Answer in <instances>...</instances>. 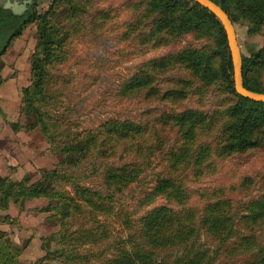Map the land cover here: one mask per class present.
<instances>
[{"label": "trees", "instance_id": "obj_1", "mask_svg": "<svg viewBox=\"0 0 264 264\" xmlns=\"http://www.w3.org/2000/svg\"><path fill=\"white\" fill-rule=\"evenodd\" d=\"M38 1L30 0L18 13L0 3V55L28 24L36 27L30 80L20 89L25 121L9 124L14 131L38 129L47 149L61 157L39 168L35 179L0 175V220H12L1 214L10 204L22 212L27 200L45 199L33 209L47 212L58 228L41 237L40 259L61 264H264V192L237 207L224 187H204L198 188L200 207L186 203V181L198 182L214 171L212 155L264 151V101L236 91L226 34L215 13L195 0L126 1L132 13L118 40L175 46L191 35L206 42L145 59L119 84L118 101L139 97L149 103L137 119L109 117L83 127L82 115L95 107L92 87L110 67L95 64L87 71L82 64L77 75L67 71L85 60L77 59L73 43L87 34L101 36L117 9L98 6L101 0H50L38 11ZM214 1L235 27L264 37V0ZM245 49L243 84L264 92V42ZM74 56L77 63L71 62ZM175 68L180 72L171 80H157ZM4 79L0 74V86ZM208 90L218 96L209 106H180ZM255 180L247 175L238 185ZM258 182L264 187V172ZM158 196L181 205L160 203L133 216L129 204L148 205ZM112 223L134 230L110 243ZM200 232L214 240L211 248L190 243ZM179 247L184 251L171 258ZM19 255L10 233L0 228V264H21Z\"/></svg>", "mask_w": 264, "mask_h": 264}, {"label": "rangeland", "instance_id": "obj_2", "mask_svg": "<svg viewBox=\"0 0 264 264\" xmlns=\"http://www.w3.org/2000/svg\"><path fill=\"white\" fill-rule=\"evenodd\" d=\"M49 1L50 0H39L37 10L41 11L45 9L48 6ZM126 1L128 0L98 1L96 3L98 6L106 7L110 5L115 7L118 15L113 18L107 26H104V28L100 30L101 36L93 39L87 34L84 37V41L81 43L77 41L78 39L73 43L74 51L77 53V59L81 61L80 59L83 57L82 59L85 60L78 64H73L71 69H66L67 71H72L77 75L79 73L78 68L82 64L87 71L94 70L95 64L100 66L101 63H103V65H108L110 67L109 74L104 79L99 80L96 85L92 87L94 88L93 102L95 103V107L88 113L82 115L81 124L83 127L96 126L109 117H128L137 119L141 110L146 104L149 105V103L144 102L139 97L118 101L114 97V92L118 89L119 84L136 72L140 63L145 59L157 57L163 53L184 46H200L206 42L205 39H197L191 35H188L175 46H157L152 43L139 46L135 42L136 40H118V36H121V31L124 29L125 24L128 22L132 13L127 7ZM3 3H5V1ZM35 29V23L28 24L22 34L17 36L7 50L0 55V74L5 78L4 80H8L7 82L10 84L12 83V86L8 89L9 91L7 90V93L17 97L19 92V102H21V83L28 84L30 80L29 56L35 46ZM235 29L237 41L243 51H246L245 47H247V49L257 48L264 42L263 35H250L246 32L245 26L238 25ZM119 50L123 54V57L117 52ZM71 62L77 63L75 56ZM90 64L93 65L90 66ZM179 72L180 70L177 68L169 70L166 73L161 74L157 80L162 83L167 82V80H171L173 74L176 75ZM217 98L218 96H216L214 91L208 90L201 93H195L194 96H190L183 100L180 103V106L197 107L199 102H204L209 106L214 103ZM160 106L169 109L171 105L169 103H160ZM17 120L24 122V115ZM18 136L19 138H17V140L5 138L0 139V151L9 149L8 154L14 158L17 155L16 157L18 160L26 161L31 159V157H34L38 159V163H43L44 161L45 164H42L41 166L33 164L31 167L29 163L27 165L26 163L21 162L18 166V170L10 169V172L9 170L4 173L0 172V175L10 173L9 175L13 178H21L23 175H31L32 179H35L40 174L38 170L39 168L50 167L61 157L60 154H53L47 149V143L44 141L40 131L36 128H34L33 131L22 129ZM26 136H28L27 140L29 142V147L33 149L32 151H29V147H22L23 140L21 139ZM41 158L44 160H41ZM209 160L216 163L214 171L199 178L200 180L198 182L186 181L188 186L187 189L189 190V196L186 201L187 205L200 207L204 202L203 196H201V189L198 188H216L222 186L225 188V195L231 198L233 204L237 207H241L244 202L253 197H257L264 192V187L258 182L260 174L264 172L263 150H252L244 154H236L225 158H217L212 155ZM8 162L9 159L8 161H5V165H8ZM247 175L256 179L255 182L248 186L238 185V182ZM45 202L46 200L43 198H36L26 202L25 206H27V209L22 212H18L17 207L13 204L10 205L13 211L8 208L7 211L1 212L2 215L7 213L12 218L11 221L0 220V228L5 229L10 233L13 241L19 249L21 264H61L57 260L46 261L40 259L44 254V249H41V243L43 242L41 237L58 228L57 224L54 225L47 219V212L33 209L36 206L39 207L44 205ZM169 202L165 197L158 196L148 205L138 206L136 205V202H134L131 203V205L129 204V207L132 209L133 216L136 218L146 209L160 203H169L173 208H179L181 205L179 202ZM26 210H29L30 212L25 214L24 211ZM111 226L112 235L109 237L108 241L110 243L120 242L127 239L129 234L134 230V228L127 230L118 223H112ZM190 243H192L194 248H211L214 240L205 233L200 232ZM51 246L53 245L51 244ZM183 251L184 248L179 247L172 253L171 258L175 255L181 254Z\"/></svg>", "mask_w": 264, "mask_h": 264}, {"label": "water", "instance_id": "obj_3", "mask_svg": "<svg viewBox=\"0 0 264 264\" xmlns=\"http://www.w3.org/2000/svg\"><path fill=\"white\" fill-rule=\"evenodd\" d=\"M29 1L30 0H6L3 5L10 7L14 12L18 13L27 8V3ZM195 1L214 12L224 28L232 62L233 80L236 91L245 97L264 101V92L249 89L243 84L241 47L237 41L235 26L228 13L214 0Z\"/></svg>", "mask_w": 264, "mask_h": 264}, {"label": "crops", "instance_id": "obj_4", "mask_svg": "<svg viewBox=\"0 0 264 264\" xmlns=\"http://www.w3.org/2000/svg\"><path fill=\"white\" fill-rule=\"evenodd\" d=\"M4 1H6V0H0V3L4 2ZM7 81L8 80H5L3 82V84L0 86V107L3 111V113H0V139L5 138V139L17 140V138H19L18 135H20V132L22 131V129H20L18 131H14L12 129L11 125L9 124V121L10 120H17L18 118H22L23 115L20 114V111H19L21 102L18 101L19 92H18L17 97L16 96L14 97L11 94L7 93V90L12 86L11 85L12 83L10 84ZM26 84L27 83H21L22 86H24ZM10 118H16V119H10ZM33 130L34 129H32V131ZM27 138H28V136L21 139V140H23L22 141L23 142V144H22L23 148L29 147V142H28ZM8 150L9 149H5V150L0 151V172H2V173L7 172L8 170L10 172V169L18 170V166L21 164V162L26 163L27 165L29 163V165L31 167L33 166V164L37 165V166H41L42 164H45L44 161H43V163H40V162L38 163V159H36L34 157H31V159L26 160V161L18 160L16 157L17 155L15 156V158L11 157V155L8 154ZM32 150L33 149L31 147H29V151H32ZM8 159H9V162H8L9 166L5 165V161H8ZM41 160H44V159L41 158ZM45 162H46V160H45ZM9 174L10 173H7L6 175H9ZM31 200H33V199H31ZM28 201H30V200H27L26 202H28ZM10 205H12V204H10ZM9 209L12 210L11 206H9ZM24 212H25V214H27L30 211L26 210Z\"/></svg>", "mask_w": 264, "mask_h": 264}]
</instances>
